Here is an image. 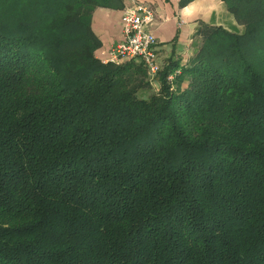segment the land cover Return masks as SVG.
<instances>
[{
    "label": "trees",
    "instance_id": "trees-1",
    "mask_svg": "<svg viewBox=\"0 0 264 264\" xmlns=\"http://www.w3.org/2000/svg\"><path fill=\"white\" fill-rule=\"evenodd\" d=\"M121 2L0 0V264H264V0L147 98L95 56Z\"/></svg>",
    "mask_w": 264,
    "mask_h": 264
},
{
    "label": "crops",
    "instance_id": "crops-1",
    "mask_svg": "<svg viewBox=\"0 0 264 264\" xmlns=\"http://www.w3.org/2000/svg\"><path fill=\"white\" fill-rule=\"evenodd\" d=\"M132 0H122L120 6L99 8L92 18V29L102 46L95 51L98 60L106 57L108 50L122 39L123 9ZM152 6L155 21L151 31L158 39L157 52L165 66L170 60L185 64L200 44L197 31L202 24L223 27L242 33L234 17L228 12L222 0H193L180 7V0H135Z\"/></svg>",
    "mask_w": 264,
    "mask_h": 264
},
{
    "label": "built area",
    "instance_id": "built-area-1",
    "mask_svg": "<svg viewBox=\"0 0 264 264\" xmlns=\"http://www.w3.org/2000/svg\"><path fill=\"white\" fill-rule=\"evenodd\" d=\"M155 10L152 6L132 0L123 9L122 39L112 46L105 58L100 59L104 65H122L135 62L143 65L150 82H158L164 65L161 63L157 45L158 39L151 31L155 21ZM180 70L174 71L167 78L171 84L175 82Z\"/></svg>",
    "mask_w": 264,
    "mask_h": 264
},
{
    "label": "rangeland",
    "instance_id": "rangeland-1",
    "mask_svg": "<svg viewBox=\"0 0 264 264\" xmlns=\"http://www.w3.org/2000/svg\"><path fill=\"white\" fill-rule=\"evenodd\" d=\"M188 85V80H184L183 82H181V80H179L178 82H174L173 83V87L171 90H182V89H186ZM160 84L158 82H150V90L148 93H140L141 97L143 98H147L149 94H153V93H157L160 90Z\"/></svg>",
    "mask_w": 264,
    "mask_h": 264
}]
</instances>
